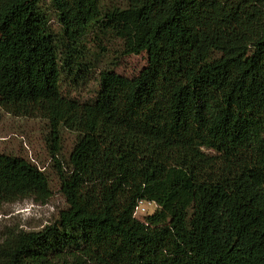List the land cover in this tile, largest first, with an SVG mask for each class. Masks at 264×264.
<instances>
[{"label": "trees", "instance_id": "obj_1", "mask_svg": "<svg viewBox=\"0 0 264 264\" xmlns=\"http://www.w3.org/2000/svg\"><path fill=\"white\" fill-rule=\"evenodd\" d=\"M41 1L0 0V108L46 121L66 208L10 233L0 264H264V0H127L104 18L99 0H50L60 49ZM97 25L146 65L78 102L61 74ZM50 197L39 166L0 154V204Z\"/></svg>", "mask_w": 264, "mask_h": 264}, {"label": "rangeland", "instance_id": "obj_2", "mask_svg": "<svg viewBox=\"0 0 264 264\" xmlns=\"http://www.w3.org/2000/svg\"><path fill=\"white\" fill-rule=\"evenodd\" d=\"M99 4L103 18L128 6L127 0H99ZM39 10L46 18L49 30L60 49L64 38L56 10L50 0H42ZM122 51V41L110 31L100 28L99 25L91 28L77 50V65L62 70V95L78 102H89L99 90V77L102 72H113L126 78L137 76L146 65V56H125ZM48 133L46 121L13 117L0 108V154L23 158L39 166L46 173L51 191V197L43 203L25 199L0 204V244L10 233L38 232L52 225L58 219L60 211L66 208L54 163L48 151ZM75 141L74 133L61 131L60 159L63 163L67 162ZM147 206L145 215H151L156 207ZM141 213L136 215L139 221L146 217Z\"/></svg>", "mask_w": 264, "mask_h": 264}, {"label": "built area", "instance_id": "obj_3", "mask_svg": "<svg viewBox=\"0 0 264 264\" xmlns=\"http://www.w3.org/2000/svg\"><path fill=\"white\" fill-rule=\"evenodd\" d=\"M147 205H153V206H155L156 207V205L154 204V203H149V202H146V201H140L139 203H138V205H137V207L135 208V211H134V214H133V217L134 218H136L137 216V213H144V214H142L141 213V215H143V216H146L145 214H146V210H147ZM156 209V208H155Z\"/></svg>", "mask_w": 264, "mask_h": 264}]
</instances>
